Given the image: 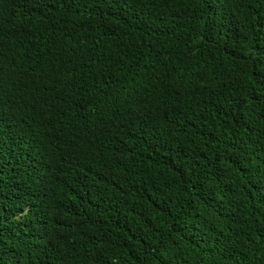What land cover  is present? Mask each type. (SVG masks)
Instances as JSON below:
<instances>
[{"label": "trees", "instance_id": "obj_1", "mask_svg": "<svg viewBox=\"0 0 264 264\" xmlns=\"http://www.w3.org/2000/svg\"><path fill=\"white\" fill-rule=\"evenodd\" d=\"M0 264H264V0H0Z\"/></svg>", "mask_w": 264, "mask_h": 264}]
</instances>
